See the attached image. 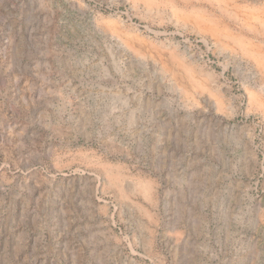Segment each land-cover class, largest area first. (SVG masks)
Masks as SVG:
<instances>
[{"label":"rangeland","instance_id":"obj_1","mask_svg":"<svg viewBox=\"0 0 264 264\" xmlns=\"http://www.w3.org/2000/svg\"><path fill=\"white\" fill-rule=\"evenodd\" d=\"M0 264H264V0H0Z\"/></svg>","mask_w":264,"mask_h":264}]
</instances>
